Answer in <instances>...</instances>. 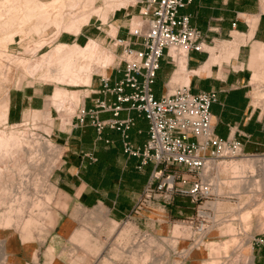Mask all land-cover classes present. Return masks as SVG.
I'll list each match as a JSON object with an SVG mask.
<instances>
[{"label": "rangeland", "instance_id": "1", "mask_svg": "<svg viewBox=\"0 0 264 264\" xmlns=\"http://www.w3.org/2000/svg\"><path fill=\"white\" fill-rule=\"evenodd\" d=\"M3 1L4 0L1 2ZM41 1L49 4L52 0ZM62 1L65 4L69 3L67 2L68 0ZM83 1L78 7L73 9L69 8L70 11L66 8L64 12H74L77 15L76 18H79L82 16V13L84 14V11L85 15L83 16H86V14L87 16L90 15L92 11L87 9H90L91 6L93 10L95 7L101 8V15H103L105 11L108 13L107 24H104L105 21H103L101 16L93 14L90 18L89 28H92L91 32L95 30V32H93L95 36H91V38L98 41L104 51L112 53L113 62L108 67L102 69H99L96 64H92L90 72L87 71L86 74H84L91 76L93 85H82L80 87L63 86L49 82L44 77L46 67L41 68L42 70H34L31 66L36 59L50 51L57 43L65 42L66 37H72L73 35L67 33L65 30L59 31L54 24L48 23L42 24L41 27L44 29H34V27H37L36 25L40 23V18L37 16H34L26 23H22L20 20L23 19L25 14L24 0V3L21 2L15 5L17 6L16 9H19L18 11L11 10V6L8 7L5 4L7 17L15 16L16 11L18 12V14H16L18 18L14 22L15 25L6 23L5 21L8 19L0 22V28H3L2 31L0 29V104H4L3 109L6 108L5 111H2V108L0 110L2 113V115H0L2 121V123L0 122V130L17 135L16 137H19L18 140L22 142V147L28 156L25 154L24 164L21 166L22 168L18 166L14 167V171L11 170L10 173L11 177L4 174L0 182V197L3 196L7 198L1 197L2 199H0V264H13L11 256L15 252L12 247L16 245V243L21 251H23L25 247L24 251L26 255L30 254L36 259V245L43 244L51 227L54 225L56 211L65 206V201L56 191L53 184V176L63 163L64 149L53 140V135L49 139L45 135V133L51 134L54 127L60 123V114L57 109L53 107L51 111L52 123L40 118L42 114L38 111H42L49 105V97H47L46 105L43 109L27 112L25 118L18 124L6 123V100L9 97V92L31 85L39 86L44 84L51 85L55 88L60 87L67 89L69 97L67 96V98L63 100L65 101L63 103V108L66 109L65 115L70 117L71 122L78 103L82 101L85 96L94 95V93L92 95L91 90H93L95 81L100 79L99 75H108L112 71L113 66H116L122 58L120 56L121 50H116L112 43H110V40L105 42V38L102 36L105 32L110 36H115L114 33L117 31V26H112V29L114 27L113 33L109 28V26L112 25L111 17H113L115 12H110L109 7L113 4H119L122 1L94 0L92 3H89L87 7L82 6L84 3ZM262 3H264V0H262ZM79 8L85 9L82 10ZM138 8L140 10V7ZM53 11L55 10H52V13ZM131 11L130 9L129 12ZM38 14L37 11L36 15ZM79 14L80 16H78ZM134 16V19L128 22V27H131V24H134L133 27H135L142 22V18L136 15ZM70 17L71 16H66L65 23L67 21L69 22V19H72V17ZM129 18H132V16ZM5 28H7V30ZM88 41L89 40L86 42L81 41L79 44L86 45ZM205 47L206 45L204 44V50ZM260 63L261 62L258 60V67L261 65ZM171 65L173 67V69L170 70L172 74L177 68V63L171 62ZM254 76L255 72L253 78ZM251 82L250 84H252ZM177 85L180 87L185 86L182 81H179ZM249 88L252 95L253 106L264 112L263 102L257 103L255 101V86L250 85ZM71 92H74V98ZM3 112H6V114H3ZM76 122L74 124H76ZM71 128L72 126L69 125L67 130ZM38 140L40 142L44 140L49 141L55 146L54 151L51 152V154L42 151ZM12 148L14 149L15 145H13ZM34 152L38 153L34 155ZM243 155L244 156L231 157L227 155L224 149L220 153V158L211 161L209 164L210 166H208L202 174V178L207 182H212L214 187V196L207 201L203 200V203H201L203 208L206 209L205 212L210 214V218L198 217V204L192 203L191 199L187 196H177L176 202H174V200L170 204L164 205L163 203L164 206L157 205L152 207L148 216H134L132 219L137 218V221L130 220L123 223H111L104 218L102 212L98 211L96 213H89L90 215L88 217L83 218V223L90 229L88 233L89 239L88 242L82 241L78 242V244L83 248V251L97 258L94 264H207L210 261H214L216 264H248V262L249 264H253L256 251L262 246L261 241H264V216L260 211H253L248 207L249 205L247 202L251 200V194L240 193L238 195L235 192L236 195H234V193H232L233 186H231L232 183L230 181L233 179L234 174L226 163L241 160L246 157H256L264 160V153L248 154L243 150ZM30 158L34 159L36 165L33 164L31 166L29 163ZM52 166V172L50 176L47 177L49 167ZM255 172L256 179L260 180L263 177L262 170L258 167ZM195 177V175L190 174L188 180L192 181ZM1 188H3L2 191ZM216 188H218L219 191H217ZM48 197H50L49 200ZM3 199L4 201H2ZM173 204H175V207L182 213L174 215L170 211ZM11 208L12 210H10ZM3 217L6 218L4 219ZM8 220H10V222H8ZM30 222H32V225L26 228ZM261 222H263V224ZM178 224L181 228L179 232L174 233L175 226ZM27 234L30 235V239L28 243H25L24 236ZM173 241H176L175 248L173 247ZM197 243H199L198 246L196 245ZM207 243H209V245L213 244L212 247L210 248ZM88 244L93 246L87 248L86 246ZM216 244L218 248L220 247V250H217ZM209 250H212V252ZM217 254H219V257ZM52 258L53 257L50 255L49 263ZM77 260H81V258H77ZM70 262L72 263L73 260H70ZM74 263H79V261H74Z\"/></svg>", "mask_w": 264, "mask_h": 264}, {"label": "crops", "instance_id": "2", "mask_svg": "<svg viewBox=\"0 0 264 264\" xmlns=\"http://www.w3.org/2000/svg\"><path fill=\"white\" fill-rule=\"evenodd\" d=\"M130 9L115 11L109 28L113 33L112 26L116 25L115 35L127 40L132 48L143 50V39H136L128 32V22L134 19V15L143 17L139 16L138 7ZM180 14L189 16L191 26L202 32L206 47L202 52L192 51L187 55L186 69L178 78V62L171 74L173 67L170 59L164 56L154 84L155 97L161 99L174 92L180 87L177 85L179 81L189 86L190 92L195 95L217 92L218 101L211 107L216 135L222 140H237L248 154L264 153V112L253 106L249 88L254 66L258 62L254 49L259 43H264L262 0H192L180 10ZM89 23L79 35L66 37L65 43L75 45L93 39L91 36H95V30L91 32ZM102 36L105 42L111 38L107 32ZM227 47L232 55L227 52ZM219 54H222V58L216 62ZM105 77H110L111 85H115L123 78V73L112 70ZM102 90L101 79H98L91 90L95 91L92 99L87 100L88 108H95L97 100H104L111 106L120 105L116 95L106 94ZM54 91L55 87L45 84L11 90L6 100V123L18 124L27 112L43 109L46 98L53 96ZM125 92L130 93L131 90L127 88ZM121 107L118 115L113 110L97 109V116L102 121L123 122L132 119L133 125L127 130V139L123 134L124 128L105 126L100 133L90 120L86 125L77 127L74 124L76 121L73 125L70 122L68 126L72 128L69 130L66 129L68 126L61 130V120L54 127L51 135L63 147L64 154L63 163L53 176V184L65 201V206L56 211L54 225L43 244L36 245L37 258L26 255L25 247L21 251L16 243L12 247L15 252L11 256L13 264H94L97 258L83 251L78 244L89 239L90 229L83 223V218L100 211L111 223L137 221V218L132 219L131 214L138 196L149 181L153 164L143 166L140 157L127 154L124 142L128 140L136 148H143L150 137V122L145 114L131 109L129 104H121ZM157 205L164 206L160 200L153 202L142 215L148 216L152 207ZM170 211L174 215L182 213L175 204ZM31 225L32 222L26 228ZM29 239V234L24 236L25 243ZM90 246L93 245L86 247ZM50 255L53 258L49 263ZM253 264H264V246L256 251Z\"/></svg>", "mask_w": 264, "mask_h": 264}, {"label": "built area", "instance_id": "3", "mask_svg": "<svg viewBox=\"0 0 264 264\" xmlns=\"http://www.w3.org/2000/svg\"><path fill=\"white\" fill-rule=\"evenodd\" d=\"M133 1L117 11L140 7L142 22L129 27L128 32L136 39H143L144 49H134L127 40L111 36L113 47L121 50L122 57L112 70L123 73V78L111 85L110 77L99 75L102 92L116 95L120 105L111 106L104 100H97L96 107L90 109L86 103L92 96H85L77 105L71 125L77 121L76 127L84 126L90 120L100 133L105 126L124 128L123 134L127 139V130L133 125V120L102 121L97 116V109L113 110L118 115L121 104L127 103L131 109L145 114L150 122L147 143L143 148H136L128 140L124 142L127 154L140 157L143 166L153 164L149 181L138 196L131 216H142L153 202L160 200L166 205L177 196H187L192 203L198 204V217L210 218L201 203L214 196V187L212 182L202 178V174L211 161L220 158L224 149L231 157L244 156L242 146L234 139H220L214 131L211 107L218 101L217 92L195 95L185 85L161 99L154 94L163 57L177 63L172 49L184 48L188 56L192 51H204L202 32L191 26L189 16L180 14V10L192 0ZM127 88L130 93L125 92ZM45 135L48 139L52 136ZM190 174L196 176L192 181L188 180ZM261 243L264 246L263 240Z\"/></svg>", "mask_w": 264, "mask_h": 264}, {"label": "bare ground", "instance_id": "4", "mask_svg": "<svg viewBox=\"0 0 264 264\" xmlns=\"http://www.w3.org/2000/svg\"><path fill=\"white\" fill-rule=\"evenodd\" d=\"M1 1L2 0H0V22L5 20V19H8L7 21H5L6 23H10L11 25H13V24L15 25L14 22L18 18L17 17L18 15L16 16V14H18V12H16V11L19 10V9H16L17 6H15V5L23 2V0H4L3 2H1ZM24 1H25V14L23 13L24 14V16L22 15L23 19H21L20 21L22 23H26V22L30 21L34 16H37L38 18H40V20H39L40 23L38 25H36L37 27H34V29H36V30H39L40 28H42L41 27L42 24L48 23V24H54L59 31L65 30L67 33L77 36L80 34L82 28L86 24L89 23L90 18L93 14L97 15V16H101L103 18V21H105V23H106L107 17H108L107 16L108 13L106 11H105L106 13L104 12V14L101 15V12H102L101 8L95 7L93 10V9H91V6H90V9L86 8L87 10L92 11V13L90 12V15L87 16V14H86V16H83V15H85V11H84V14L80 13L82 15L81 17L76 18L77 17L76 13L69 12L70 11L69 8L73 9V8L78 7L79 4L83 0H68L67 2H69V3H66V4L62 0H52V1H50L49 4H47L46 2H43L41 0H24ZM93 1L94 0H85V1H83L84 3L82 6L87 7L88 4L92 3ZM105 1H107V0H105ZM121 1H122L121 3L113 4L111 7H109L110 8L109 11L114 13L115 11H117V9L123 8V7H128L131 3L134 2L133 0H121ZM5 4L8 7L11 6V8H12V9L10 8L11 10H13V11L16 10L15 11L16 17L13 15H12L13 17H11V16L7 17ZM21 5H23V4H21ZM31 6H33V7H31ZM66 8H68L69 11L64 12V10ZM79 9H82V8H79ZM84 9L85 8H83L82 10H84ZM52 10H55V11H53V13H52ZM82 10H80V11H82ZM37 11L39 13L38 15H36ZM76 11H78V10H76ZM262 11H264V3H262ZM86 13H88V12H86ZM80 14L78 16H80ZM66 16L72 17V19H69V22L67 21L68 23L67 22L65 23ZM254 20H256V19H254ZM6 23H5V25H6ZM2 25H3V22H2ZM7 28H8V26H7ZM7 28H5V29L7 30ZM42 29H44V28H42ZM2 30H3V28L1 29V31ZM6 30H5V32H6ZM9 30H10V27H9ZM115 33H116V31H115ZM235 46H236V44H235ZM230 48H231V44H230ZM230 48L228 51V47H227V52L229 53V55H232V52H230ZM172 51H173V54H174V56L178 62V68L176 71L177 72L176 76L178 78L180 73L184 72L186 69L187 52L184 48H178L177 50L172 49ZM254 56L256 57L257 61L259 60V62H261L260 63L261 65L259 67L257 66V64H256V66H254L255 76L251 82L252 83L251 85L255 86V91H254L255 101L257 103L263 102V104H264V43H259L257 45V47L254 49ZM221 58H222V54H219L216 57V62H220ZM112 62H113L112 53L104 51L101 48V46L99 45L98 41H96L95 39H90V41L84 46H81L79 44L71 45V44H68L65 42H59L50 51L44 53L43 55H41L40 58L36 59V61L33 62L31 66L34 70H38V69H41L43 67H46V72L44 73L45 74L44 77L49 82H53V83H56L58 85H63V86L80 87L82 85L88 86L90 84L91 76L85 75V74L87 71L90 72L92 64H96L99 67V69H102V68H106L109 65H111ZM22 67H24V66H22ZM252 70H253V68H252ZM187 79H188V81L190 80V75L187 77ZM186 83H188V82H186ZM71 94H72V97L75 95L74 92H71ZM67 96L69 97V93H68L67 89L56 87L53 96H51L49 98V101H48L49 105H47L45 107V109H43L40 112V114H42V116H40V118H42L44 121H50V123H52L53 121H52L51 111H52V108L55 107L60 114L61 128H62L61 130L65 129L70 122V117L65 115L66 109L63 108L64 107L63 103L65 102L63 100L65 98H67ZM72 97H71V99H72ZM1 108H2V111L6 110V108L3 109L4 104H0V110H1ZM6 112H3V114L4 113L6 114ZM0 113H1V111H0ZM0 115H2V113ZM6 118H7V115H6ZM0 122L2 123L1 119H0ZM16 136L17 135H13V133L11 134V132L6 133L4 130L3 131L0 130V182H1V179H3L2 177L4 176V174L11 177V174H10L11 170L14 171L13 168L16 166H18L19 168H22L21 166H22V164H24V159H25L26 153L24 151V148L22 147V142L20 140H18L19 137L17 138ZM38 141H36V142H38ZM12 144L15 145L14 149L12 148V146H13ZM39 144H40L39 146L41 147L42 151H44V152L46 151L47 153H50V154L55 149V146H53V144H51L49 141H46V140L40 142ZM39 150H40V148H39ZM36 153H38V152H34V155ZM29 163L32 166L36 162L34 161L33 158H30ZM53 164H55V163H53ZM226 164H227V166H229L232 169L233 174H234L233 179L230 181L232 183L231 186H233L232 187V193H234V195H236V193L238 195L240 193L241 194L242 193L251 194L252 198H251V200H249V202H247V204L249 205L248 207H250V209H252L253 211H260V213L264 216V160L256 158V157H246V158H243L241 160L231 161L230 163H226ZM208 166H210V165H208ZM229 167H228V169H229ZM258 167L263 172V177L260 180L256 179V175H255V173H256L255 171L257 170ZM52 169H53V166L49 167V172H47V177L50 176ZM2 190H3V188H1V191ZM216 190L219 191L218 188H216ZM1 197H3V196H1ZM1 197H0V199H2ZM3 198L7 199L6 197H3ZM22 198H24V197H22ZM25 198H26V196H25ZM49 199H50V197H48V200ZM2 201H4V199ZM22 204H23V202H22ZM216 206H218V205H216ZM12 208H14V207H12ZM12 208L10 210H12ZM3 218L5 219L6 217H3ZM8 222H10V220H8ZM261 223L263 224V222H261ZM180 228H181V226L179 224L176 225L174 233L179 232ZM232 228H233V225H232ZM187 232H188V229H187ZM173 238H174V236H173ZM175 242L176 241H173V244H174L173 247L174 248L176 247ZM196 245L198 246L199 243H197ZM207 245L211 248L213 244L209 245V243H207ZM217 250H220V247L218 248V245H217ZM210 252H212V250ZM219 254H217L218 257H219ZM213 255H214V253H213ZM216 259H219V258H216ZM207 264H216V263L214 261H210ZM248 264H249V262H248Z\"/></svg>", "mask_w": 264, "mask_h": 264}]
</instances>
